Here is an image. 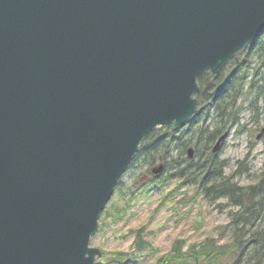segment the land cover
I'll return each instance as SVG.
<instances>
[{"label":"water","instance_id":"95a60500","mask_svg":"<svg viewBox=\"0 0 264 264\" xmlns=\"http://www.w3.org/2000/svg\"><path fill=\"white\" fill-rule=\"evenodd\" d=\"M263 31L264 0H0V264H101L139 145Z\"/></svg>","mask_w":264,"mask_h":264},{"label":"rangeland","instance_id":"374dc122","mask_svg":"<svg viewBox=\"0 0 264 264\" xmlns=\"http://www.w3.org/2000/svg\"><path fill=\"white\" fill-rule=\"evenodd\" d=\"M228 71L227 64L219 72L218 82ZM247 77L255 79L256 85L249 90L247 81L243 87L236 101L238 121L216 153V160L226 165L224 174H233V181L240 185L257 177L264 162V53L260 60H251ZM160 131V127L154 129ZM140 163L128 166L99 216L97 232L89 241L90 247L101 251L96 261L111 264L105 262L110 254L126 253V264H156L176 240L187 246L205 239L221 244L228 240L227 215L234 209L224 199L208 200L189 180L175 176L172 168L164 166L160 173L151 174L149 166ZM157 166L155 163L150 169ZM136 230L143 231V241L148 244L139 253L133 245Z\"/></svg>","mask_w":264,"mask_h":264},{"label":"trees","instance_id":"16d2710c","mask_svg":"<svg viewBox=\"0 0 264 264\" xmlns=\"http://www.w3.org/2000/svg\"><path fill=\"white\" fill-rule=\"evenodd\" d=\"M263 34L228 63L229 71L221 82L218 75L200 73L196 78L197 111L187 125L175 132L165 128H161L160 133L153 130L132 158L131 168L140 162L149 166L150 173L155 163L161 165L162 170L164 166L172 168L175 176L189 180L208 200L224 199L234 209L227 215V241L221 244L205 239L187 246L176 240L169 252L157 258L156 264H264V162L257 177L250 179L247 185H240L233 181V174H224L226 165L210 152L217 138L237 123L236 101L247 81L249 90L256 85L255 79L247 77V67L251 60H260L264 53ZM188 149L193 150L191 159L187 157ZM133 245L137 253L148 248L143 241V231H135ZM110 256L106 263L126 264L129 259L126 253Z\"/></svg>","mask_w":264,"mask_h":264}]
</instances>
